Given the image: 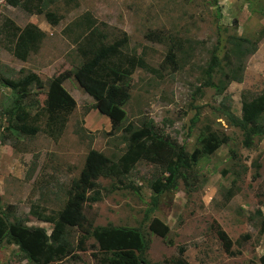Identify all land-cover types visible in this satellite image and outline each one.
<instances>
[{
	"label": "rangeland",
	"instance_id": "1",
	"mask_svg": "<svg viewBox=\"0 0 264 264\" xmlns=\"http://www.w3.org/2000/svg\"><path fill=\"white\" fill-rule=\"evenodd\" d=\"M75 1L76 7L66 0L47 3L45 8L62 16L50 25L42 14L0 0V77L16 79L32 71L44 84L39 92L30 86L23 99L29 117L38 113L29 120L38 127L34 135L6 128L12 95L0 84V210L25 218L26 225L43 227L46 233L51 224L37 220L29 209L36 207L45 214L59 211L68 222L72 245L78 234L95 225L137 227L147 240L144 257L149 263L172 264L181 245L189 264H264V136L254 137L250 147L242 146L240 130L216 109L223 101L239 115L242 95L250 98L264 89V0ZM5 19L18 27L32 23L44 33L37 50L23 61L9 51L12 42L2 29ZM93 30L105 36L104 42L125 33L127 42L121 52L142 56L153 70L133 69L128 78L129 97L122 106L125 117L110 134L105 125H98L100 117L107 120L103 114L95 109L84 113L92 103L90 96L73 77L65 79L61 85L75 106L61 133L50 137L42 130L46 81L81 62L80 37ZM152 32L162 36V41L150 40L146 34ZM231 35L253 41L255 50L244 58L241 80L229 82L216 94L201 84L212 51L222 66ZM172 41L177 42L173 70L163 63ZM218 77L215 69L213 80ZM145 119H151L187 152L196 146L199 130L206 124L228 140L192 167L194 189L186 190L178 180L173 192L158 196L146 220L142 217L149 207L148 182L163 173L159 165L142 159L120 183L99 177L101 199L86 206L89 190L76 183L86 151L93 148L111 158L119 156L126 135L121 128L126 123L137 127ZM127 183L135 190L124 186ZM152 217L167 225L163 238L148 231ZM85 243L93 240L88 237ZM91 250H75L77 258L67 257L58 264H95ZM0 264L30 262L14 244L0 242Z\"/></svg>",
	"mask_w": 264,
	"mask_h": 264
},
{
	"label": "trees",
	"instance_id": "2",
	"mask_svg": "<svg viewBox=\"0 0 264 264\" xmlns=\"http://www.w3.org/2000/svg\"><path fill=\"white\" fill-rule=\"evenodd\" d=\"M51 1L6 0L11 6L19 4L25 11L42 14L47 23L55 25L62 16L45 8ZM66 2H72L73 7L77 6L75 0ZM2 29L11 39L10 53L21 61L37 50L44 36V33L32 23L18 27L9 19H5ZM146 36L150 40L162 41V36L153 32L147 33ZM104 38L105 36L95 30L88 31L86 35L80 37L82 43L77 47L81 62L72 70L60 71L46 81L41 110L44 115L42 130L48 136L56 137L61 133L67 116L75 106L74 99L61 85L69 77H73L82 91L92 99L84 113L95 109L103 114L109 122L107 134L120 128L125 117L122 106L129 97V75L136 67L153 69L142 56L121 52V48L127 42L125 33H121L120 37L111 42H104ZM228 43L222 55V66L215 52H211L209 64L205 69V78L201 84L212 87L216 94H221L229 82L241 80L244 58L255 50L256 45L249 39L233 35L230 36ZM175 44L177 42L173 41L169 44L163 58V63L172 70L176 69ZM215 69H218L219 77L214 81ZM0 84L7 87L12 95V105L6 111L9 123L6 128L25 135H34L38 127L31 125L32 122L29 120L33 121L38 113H35L34 117H29L27 111L29 106L23 99L32 85L36 92L42 90L43 81L34 72L28 71L16 79L0 77ZM216 109L230 125L240 130L242 146L250 147L254 137L264 136V89L250 98L242 95L239 115L231 112L228 104L223 101H220ZM121 129L126 134L122 137L125 141L123 152L111 158L89 148L84 154L76 183L89 190L84 199L86 206H90L101 199L96 182L99 177L113 178L120 183L138 160L159 165L163 175L155 176L148 182L149 207L144 209L143 220H146L149 213L155 209L158 196L173 192L178 180L186 190L194 189L195 173L192 172V167L202 156L212 154L220 144L228 140L226 135L217 133L206 124L199 130L196 146L187 152L183 145L166 135L151 119L140 121L137 127L126 123ZM124 186L134 189L130 183ZM226 196H231L230 190H227ZM28 212L37 220L51 224L49 233H46L43 227L26 225L25 218L13 217L10 212L0 210V242L17 246L30 264H58L67 257L77 258L75 250L88 249H92L90 255L95 264H154L149 263L144 257L147 240L137 227L95 225L86 233L78 234L72 245L68 238V222L60 217L59 211L45 214L36 207H31ZM147 229L162 238L168 232L167 225L157 217H152L148 221ZM217 234L226 240L222 231H217ZM88 237L93 240L90 245L85 243ZM226 242L224 246H227ZM183 252V246L176 247V254L171 259L172 264H189L183 257Z\"/></svg>",
	"mask_w": 264,
	"mask_h": 264
},
{
	"label": "crops",
	"instance_id": "3",
	"mask_svg": "<svg viewBox=\"0 0 264 264\" xmlns=\"http://www.w3.org/2000/svg\"><path fill=\"white\" fill-rule=\"evenodd\" d=\"M103 124V125H105L104 127H105V130H108L109 129V122H108V119L106 120L105 118H103V117H100V119H99V124L98 125H100V124Z\"/></svg>",
	"mask_w": 264,
	"mask_h": 264
}]
</instances>
